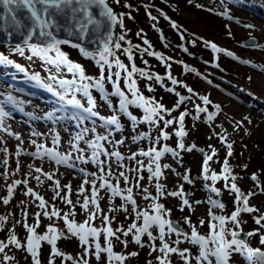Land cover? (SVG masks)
Segmentation results:
<instances>
[{
    "label": "snow or ice",
    "instance_id": "6c2138e0",
    "mask_svg": "<svg viewBox=\"0 0 264 264\" xmlns=\"http://www.w3.org/2000/svg\"><path fill=\"white\" fill-rule=\"evenodd\" d=\"M229 2L243 6L254 0ZM188 3L192 4L193 0ZM220 5L222 10L217 15L249 31L241 46L264 51V44L251 34L255 26L235 17L225 0H220ZM114 6L126 11L117 12ZM140 7L149 20L155 22L151 27L159 33L163 47L169 44L152 9L169 22L180 41L185 40L186 30L163 9L156 8L151 0L139 7L128 0L123 3L122 0H0V46L12 55L26 57L30 63L38 61L44 73L31 70L0 50V78L7 76L26 85L0 84V181L3 182L0 189L6 192L0 196V202L10 207L21 186V194L30 198L19 201L18 213L8 211L0 215V233H6L0 239V264H21V259L24 264H43L45 251L47 264H92L93 261L95 264H129L140 255L137 250L129 251L131 245L147 249L146 264H174V257L179 258L178 264H264V212L251 203L256 196L264 195V183L258 173L253 172L249 179L254 187L245 192L237 183L244 177L230 163L235 141L230 140L228 128L251 135L253 119L250 114L230 118L224 112L223 101H213L210 93L199 94L174 76L172 66L177 63L183 66L184 72L202 76L207 84H213L207 74L155 50L142 29L135 34L142 39V44L127 39L130 29L126 27L125 18L134 20L132 12H138ZM195 7L204 6L195 4ZM215 7L207 10L215 11ZM226 28L227 35L232 37L230 27L226 25ZM187 43L197 46L196 39ZM202 43L210 49V54H215L212 61L204 60L206 65L211 63L212 67L220 69V61L226 56L258 68L264 75V64L243 59L214 42L203 40ZM65 47L77 50L83 59L91 61L98 75L87 74L84 65L71 59ZM177 47L189 54L184 43ZM146 56L154 57L165 68V73L154 71ZM137 57L143 67L137 66ZM252 79L247 77V91L237 89L250 101L259 99L251 90ZM140 81H143V91ZM157 87L174 94L176 100L172 107L165 106L155 96L145 95V91L153 93ZM260 88L264 91V79ZM102 105L110 114H101ZM247 106L255 109L252 103ZM16 113L28 118L29 124L41 122L50 127L44 132L32 130L25 140L19 132L11 130L9 122L15 119ZM186 118L209 127L208 139L218 140L225 149L222 161L212 144H208L206 150L195 142L186 143L189 135ZM126 126L127 136L124 135ZM145 126L147 130H140ZM195 127L193 123L192 129ZM57 128L68 136L66 151H61L62 136ZM216 128L221 130L216 131ZM5 135L16 140L14 151L7 147ZM129 138L136 150L129 149V154L125 155L121 146H127ZM174 138L175 146H172L169 142ZM26 142L32 150L25 148ZM194 151L201 154L200 172L196 177L184 165L182 155ZM21 156L33 161L26 165L27 171L23 170ZM169 157L184 171L179 172L172 163L163 162ZM10 159L15 162L14 169L10 167ZM35 161H40V166H35ZM45 163L52 165L53 170L46 171ZM213 164L219 166V171ZM87 165H93L95 171H89ZM61 167L79 174L73 176L81 179L75 191L71 181L62 184L61 177L65 174L60 172ZM240 167L247 170L249 164ZM166 173H172L180 181L173 190L164 182ZM21 174L22 179L8 182ZM198 180L207 194L205 199H194V192L185 188V184L194 187ZM33 181L35 188L31 186ZM46 181L53 193L51 201L36 190L45 188ZM225 191L233 198L230 213L225 211L227 205L222 199ZM168 198L177 199L178 210L184 213L187 209L189 214L173 219L172 209L162 202ZM117 199L119 205L115 204ZM105 200L110 204L107 210L101 207ZM29 205L38 211L30 213ZM200 205L207 206V219L199 218L193 223L192 214ZM117 213L130 222L119 223ZM244 214L249 215L257 227L245 232ZM17 215L20 218H16ZM77 215H83L84 219L78 221ZM17 226L23 228V236L17 234ZM205 226L208 230L202 233L200 228ZM73 239L80 249L76 254L58 246L60 240ZM253 239L259 246H252ZM117 245L120 251L115 250Z\"/></svg>",
    "mask_w": 264,
    "mask_h": 264
},
{
    "label": "rangeland",
    "instance_id": "374dc122",
    "mask_svg": "<svg viewBox=\"0 0 264 264\" xmlns=\"http://www.w3.org/2000/svg\"><path fill=\"white\" fill-rule=\"evenodd\" d=\"M124 2V1H123ZM129 3L133 4L136 7H139V5L149 2V0H128ZM151 3L155 4L156 8L163 9L164 12L168 14L169 17H171L172 20L176 21L179 25L182 26L184 30L187 28L190 29V31L197 32V35L200 37L197 38L198 45L201 46L202 49L200 52L195 51L192 55L193 58L189 62H199L200 57L207 58L208 60L213 59L214 54H210V49H206L203 46L202 41L208 40L209 42H214L217 44L218 47H223L226 50L232 51L233 53L237 54L239 57L243 59H251L255 63L264 64V51H251L249 49H246L241 46L242 40H245L249 36V31L245 28L238 26L236 23L228 21L226 18L217 15L216 13L221 11V5L220 0H193L192 4L188 3V0H151ZM227 3V2H226ZM195 4H201L204 7L203 8H197L195 7ZM215 7V11H208L207 9ZM230 7V5L228 4ZM115 7V10L117 12L126 11L122 7ZM231 9V13L235 16L240 18V20L244 23L252 24L255 26V31H253L251 34L257 38V40L264 44V20L261 19L259 16H251L247 13V11H242L238 9ZM153 11H156L155 9H152ZM157 12V11H156ZM156 15L159 18V25L162 27V29L166 30L170 37L172 36V39L175 40L174 42L180 41L179 36L177 33L171 29L169 22L165 21L162 17H159V13L157 12ZM132 16L134 17V20H129L125 18V24L128 29H130L129 33L131 36H135V38H138L135 34L139 30H147L153 37L158 38L159 34L158 32L151 29V25L155 23L154 21L149 20L147 15L145 14V10L140 7L139 11H133ZM226 25H228L232 32V37H229L227 35L228 28H226ZM129 35V36H130ZM191 34L187 31H185V36H190ZM158 43L161 44L160 38L156 39ZM65 51H68L70 53V58L73 60H76L78 62L85 63L87 67L92 71H94L96 68L93 66L92 63H89L85 59H83L77 50L68 49L65 47ZM170 55L174 56L175 58H185V54L181 52L180 49H177L175 46L169 48ZM221 66L223 67L222 70L220 69H210L205 67L204 65L200 66V69L209 70L216 74V76L213 75H207L208 77H211L213 82L215 84L209 85L207 84L203 77H194L191 74H184V79L188 82H193L195 88L197 89V92L201 95L210 93V98L213 101H223V108L224 112L231 118L235 117L236 119H239L244 114H250L253 119V126H251V135H245L244 131L241 130L238 133H235L232 131V128H228V132L230 134V140H234V157L230 160V163L234 166V170L239 173V175L243 176V179H238L237 183H245L246 189L245 192L249 190L250 188L254 187V182L249 179L251 173L257 172V169L259 166L264 167V153H260V151H257V149L263 150L264 149V91H261L260 83L261 80L264 79V75H262V72L258 68H254L251 65H245L240 63L239 61H234L232 58L229 57H222V60L220 61ZM207 68V69H206ZM247 76H251L252 79V85L251 90L256 94V96L259 97V99H253L249 100L245 93L238 92L237 89H245L247 91L246 85H247ZM216 85H219V87H216ZM229 93H232L233 95L229 96ZM238 97V98H237ZM249 103H252L255 105V109L249 108L247 105ZM43 107V106H42ZM189 108L192 107L191 104L188 105ZM176 114V113H175ZM26 117L23 116L21 113L15 114V119L10 121L11 130L19 132L25 140L30 136V132L32 130H37L44 132L47 130V128L50 127L49 124L41 123V122H34L32 124H29L27 122ZM222 119V118H221ZM58 131H60L62 136V144H61V151L68 150V144L67 139L68 136L65 134L62 129L57 128ZM221 129L216 128V131H220ZM192 134L189 136L188 140L191 142H195L199 147L207 149L208 144H212L214 147L218 149V158L222 161L223 157L225 156V149L221 146L218 140L212 139L209 140L208 136L211 134L210 129L207 125H205L203 122L196 123L195 129L190 130ZM119 138V137H117ZM5 139L7 140V147L10 151L15 150V144L17 143L14 138L8 137L5 135ZM239 139H242L243 144L247 145L245 148L239 145L237 141H240ZM25 148L28 150H32V146L25 143ZM143 146V145H142ZM257 146V147H256ZM108 147H111L110 145ZM129 149L132 151L136 150L135 145L129 143L127 146H121L122 153L125 152L129 154ZM264 152V151H263ZM124 153V154H125ZM241 153H243L241 155ZM183 155V163L184 165L191 169V173L193 177L198 176L200 172V164H201V154L199 152H193L191 154L188 153H182ZM20 160L22 162V165L24 166L23 170L27 171L26 165L28 163H33V161L30 160L27 156H21ZM163 162L165 163H172L173 167H177V165L171 160V158H166ZM35 166H40V161H35ZM125 163H129L128 161H125ZM244 163H248L249 167L247 170H241L240 166H242ZM10 167L14 169L16 167L14 160L10 159ZM89 171H95V167L93 165H87L86 166ZM44 168L46 171L53 170V166L50 164L45 163ZM213 168L217 171H219V166L216 164H213ZM177 171L183 172V167H177ZM60 172H63L65 175L61 177L62 184L68 183L71 181L73 185V191L78 188L79 184L81 183L80 178H73V176H79L78 173L73 174L71 170H67L63 167L60 168ZM167 179L164 181L167 185V188L169 190H173L180 181L176 179V177L172 173H166ZM15 178H23V175H19L16 177H12L9 179V183L11 182V179ZM0 183H3L0 181ZM145 183H147L145 181ZM46 187L45 188H38L37 191L40 192L41 195H44L46 199L51 201L52 198V191L50 188L47 187L48 182H45ZM31 186L35 188V182H31ZM218 186L222 185L218 183ZM240 186V185H239ZM185 188L189 191L194 192V199H205L206 198V192L202 190V182L197 181L195 186H189L185 184ZM23 191V187L21 186L20 189L17 190V193L14 197V200L11 203L10 207H5L2 202H0V215L6 214L8 211H11L13 213H18V203L21 200H30V198H26L21 194ZM154 192V190H153ZM6 195V192L2 189H0V196ZM223 200L226 201V212H231L233 210V198L228 194V192L223 193ZM75 199V197H73ZM162 202L165 203L166 207L172 209V218L178 219L182 215H188V210L186 209L184 213H181L178 208V200L175 198H168L166 200H163ZM251 203L255 206H257L261 212H264V195H258L255 198L251 200ZM116 205L120 204V201L117 199L115 201ZM141 205H143V201H141ZM58 206L64 208L63 205L58 203ZM101 207L107 210L110 207V204L107 200L101 202ZM66 211L67 208H64ZM38 211L35 207L29 205V212L35 213ZM79 211V210H77ZM118 216V222L121 224H127L130 221H126L124 219V215L117 213ZM16 218H20L19 215H17ZM199 218H205L207 219V206L206 205H200L196 208V211L194 214H192V221L193 223H196ZM76 219L78 221H82L84 219L83 215H77ZM244 219L247 220V223L243 225L244 231L247 232L249 230H252L253 228L257 227L254 222L252 221L251 217L247 214H244ZM31 223L32 221L29 220ZM45 224L47 221L44 222ZM59 227H63V224L61 222H57ZM206 228L207 227H203ZM203 228H200L203 229ZM208 230V229H207ZM17 234L20 236L24 235V230L22 227L17 226ZM6 233H0V239L4 238ZM58 246L65 252L76 254L79 252L78 242L73 240H60L58 241ZM187 246V245H185ZM252 246L257 247L259 246L256 239L252 240ZM116 251H120L121 247L119 245L115 248ZM137 250L140 252V255L138 257L132 258L129 264H146V260L149 259L147 255V249H139L135 245H131L129 248V251ZM18 257L20 256L19 253H17ZM174 264H178V257H174ZM236 260L239 262V258H236ZM21 264H24L23 259H21ZM43 264H47V253L45 251V255L43 257ZM92 264H95V261L92 262ZM239 264H242V262H239Z\"/></svg>",
    "mask_w": 264,
    "mask_h": 264
},
{
    "label": "trees",
    "instance_id": "16d2710c",
    "mask_svg": "<svg viewBox=\"0 0 264 264\" xmlns=\"http://www.w3.org/2000/svg\"><path fill=\"white\" fill-rule=\"evenodd\" d=\"M123 1H124V0H122V3H123ZM225 1H226V2H229V0H225ZM230 3H231V2H230ZM262 3H264V0H254V3H251V4H245V5H243V6H236L234 3H232V4L235 5L236 7H241V8H243V9H245V10H246L247 12H249V13H252V14H254V15H256V16H259V17H261V19L264 20V6H261ZM121 11H122V10H121ZM152 11H153V10H152ZM156 13H157L156 11H153V15H156ZM158 27L162 29V27H161L159 24H158ZM151 29H153V28H151ZM153 30H154V29H153ZM162 30H163V32H164L166 38H167V43L169 44V47H167V48L163 47L162 42H161V44L157 42L156 39H158L159 37H158V38L156 37V39H155V37H153L149 32H147V30H145V29L143 30V33L146 34V38H147L149 41H151V43H152V45L154 46V49H155V50H157V51H161V52L165 53L166 55L173 57L174 60H182V61L186 62L189 66H191V67H195V68L197 69V72H199V73H204V74H207V75H208L209 73L211 74V72H209V71H207V70H204V71H201V70H200V66H201V65H206V64L204 63V60H208L207 58L200 57V58L198 59L199 62H196V63H195V62H189V61L193 58V56H192L191 54H193L195 51L200 52V51L202 50V49H200V48H202V47L198 45V44H199L198 42H197V46H195V47H193L190 43H187L188 41H191V40H193V39H196V41H197V38L200 37L199 35H197V32H194V31H192V30L190 31V29L187 28L186 31L189 32L191 35H190V36H185V40H184L183 42H182V41H178V42L176 41V42H174L175 40L172 39V36L170 37V34H169L166 30H164V29H162ZM154 31H156V30H154ZM156 32H157V31H156ZM158 34H159V33H158ZM129 35H130V33H128L127 39L132 40L134 44H142V39H141V38H135V36H131V35L129 36ZM207 41H208V40H207ZM181 43H184L185 46H187V47L189 48V54H185V53L182 51V49H180L181 52H183V53L185 54V58H186V59L179 58V57L175 58L174 56L170 55V52H169V48H171V47H173V46H175L177 49H179V48L177 47V45H179V44H181ZM204 48H205V47H204ZM0 50L5 51L6 54H8V55L10 56L11 59H13V60H15V61H18V62H20L21 64H23V65H25V66L30 67L31 70H33V71H40L42 74H44V73H43V69H42V67H41V65H40V63H39L38 61H37V62H34V63H30L29 61H27L26 57H25V58H22V57H19L18 55H12L11 53L8 52L7 48H5V47L1 48ZM208 50H209V49H208ZM121 58L124 60V62H125L126 64L128 63V61H127L126 58H124L123 56H122ZM145 59H148V60H149V63H150V65L153 66V70H154V71H156V72H158V73H160V74H164V73H165V68H164L163 66H161V64H160V63H159L154 57H147V56H146ZM74 61H76V60H74ZM86 61H88L89 63H92V62L89 61V60H86ZM209 61H210V60H209ZM77 62H78V61H77ZM79 63H81L82 65H84L87 74H89V75H98V69H97V67H96L93 63H92L93 66L96 68L94 71H96V72H92V71L87 67V65H86L85 63H82V62H79ZM136 64H137V66L143 67L142 62H141V59H140L139 57H137V59H136ZM207 66H211V63L208 64ZM211 67H212V66H211ZM213 68H214V67H213ZM8 71L11 72L12 69H8ZM172 73H173V75L176 76L178 79L184 81L185 83H187L189 86L193 87V88L197 91V89L195 88L194 83H193L192 81H191V82H188V81H186V80L184 79V77H185L184 74H185V75H186V74H191V75H193L194 77H197L196 74H194V73H186V72H184V71H183V66L180 65V64H177V63H173V66H172ZM183 73H184V74H183ZM17 82H19V84L16 83V82H14V81H12V80L7 81V80L0 79V84H2V85H6V84H15L17 87H26V85H24L22 82H20V81H17ZM140 86H141V89H142V91H143V90H144V89H143V81H140ZM108 87H109V90H110V85H109ZM30 90H31V89H30ZM177 90H181V89L178 88ZM181 91H183V90H181ZM183 94H186V92H183ZM39 95L43 96V95H45V94H44V93H39ZM94 95H97V97H98V94L94 93ZM145 95L155 96L158 100H161V102L164 103L165 106H167V107H172L173 104L175 103V100H176V97L174 96V94H170V93H168L167 91H165L164 89H162V88H160V87H157V88H156V91L153 92V93H147V92L145 91ZM161 98H162V99H161ZM99 110L101 111V114H104V115L110 114L106 106H103V105H102V106L100 107ZM137 111H138V110H137ZM174 115H175V113H174ZM193 123L196 124V123H198V122H194V121H192L191 118H186V126H187V128L189 129V135H188V137H186V143H189V142H190V141L188 140V138H189V136L192 134V132H191L190 130L192 129V124H193ZM140 130H142V131H143V130H147V128H146V126H145V127H142ZM124 135H125V136L128 135L127 126H126V130H125ZM237 142H238L239 145H241L242 147L244 146L242 139H241L240 141H237ZM169 143H170L172 146H175V138H174L172 141H170ZM245 145H246V143H245ZM256 147H257V146H256ZM257 151H260V153H262V154L264 153V152H263L264 149H263V150L257 149ZM257 173H258V175L260 176V180H261V182L264 183V167H263V166H259L258 169H257ZM240 187L242 188V190H245V189H246V185H245V183H240Z\"/></svg>",
    "mask_w": 264,
    "mask_h": 264
},
{
    "label": "water",
    "instance_id": "95a60500",
    "mask_svg": "<svg viewBox=\"0 0 264 264\" xmlns=\"http://www.w3.org/2000/svg\"><path fill=\"white\" fill-rule=\"evenodd\" d=\"M24 13L23 12H21V15H23ZM19 38L17 37V40H18ZM243 41H245V40H243ZM0 47H2V46H0Z\"/></svg>",
    "mask_w": 264,
    "mask_h": 264
}]
</instances>
